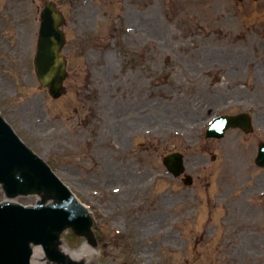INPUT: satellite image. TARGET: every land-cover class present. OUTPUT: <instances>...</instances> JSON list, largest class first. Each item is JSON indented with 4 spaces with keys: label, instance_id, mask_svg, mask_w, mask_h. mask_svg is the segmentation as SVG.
<instances>
[{
    "label": "rangeland",
    "instance_id": "rangeland-1",
    "mask_svg": "<svg viewBox=\"0 0 264 264\" xmlns=\"http://www.w3.org/2000/svg\"><path fill=\"white\" fill-rule=\"evenodd\" d=\"M20 1L0 0V109L91 208L99 245L89 259L98 264H264V176L254 161L264 122L252 135L204 140L203 120L211 104L196 103L215 73L208 71L205 58L214 47L224 53L219 62L231 65L229 100H245L226 111L253 109L249 102L264 105V83H256L257 74L244 75L243 90L235 76L253 58L264 56V46L258 45L264 39V0H178L172 6L146 0L157 3L148 12L165 19L157 32H146L156 37L155 43L146 41V82L137 59L139 71L131 69L126 81L139 86L125 108L119 92L112 96L120 102L106 106L111 96L106 80L94 83L103 103L92 104L96 127L83 135L77 122L89 114L82 96L68 87L64 97L53 100L34 73L38 20L47 0ZM56 1L60 9H69L66 0ZM122 51L114 68L119 76L129 66L122 64ZM98 56L93 52L92 58ZM223 66H218L222 75ZM143 107L139 122H126L118 132L115 127L118 138H113L110 125L116 117L136 116ZM140 143L146 144V155ZM206 147L215 149L216 160L201 156L207 161L203 170L196 161ZM171 152L186 156L192 187L167 173L162 159ZM138 160L145 163L139 171L133 166ZM18 202L29 205L36 198Z\"/></svg>",
    "mask_w": 264,
    "mask_h": 264
},
{
    "label": "water",
    "instance_id": "water-1",
    "mask_svg": "<svg viewBox=\"0 0 264 264\" xmlns=\"http://www.w3.org/2000/svg\"><path fill=\"white\" fill-rule=\"evenodd\" d=\"M61 22L60 14L48 5L42 15L36 61L40 83L49 87L55 98L62 95L66 76L60 51L64 44ZM0 184L9 198L29 194L42 198L37 208L24 210L10 202L0 206V264H31L32 245L44 247L49 264H87L66 255L59 238L71 228L94 244L92 221L86 210L50 168L23 146L1 116Z\"/></svg>",
    "mask_w": 264,
    "mask_h": 264
},
{
    "label": "flooded vegetation",
    "instance_id": "flooded-vegetation-1",
    "mask_svg": "<svg viewBox=\"0 0 264 264\" xmlns=\"http://www.w3.org/2000/svg\"><path fill=\"white\" fill-rule=\"evenodd\" d=\"M72 4L74 0H69ZM83 3L79 6L72 8L71 18L68 25H66V34L69 32L72 37L70 43H68L67 52L71 58L75 57L76 54H79L80 57L85 60L83 67L73 70L69 74L68 81L72 85H77L80 81L86 80L82 77L83 73L89 72V78L92 77V80H95L96 77L104 78L108 82H116L115 75L117 74L116 70L111 67L110 64H107V67L104 71L91 72L89 59H92L93 52H95V44L101 45V48L105 46V55H108V52L111 51L113 59L117 58V50L119 46V40L127 45V47L134 48L137 43L144 41L146 38V0H143V10L133 9L132 4H127L122 10V14H117L114 9L111 7L110 3L105 4V7H97L94 0H81ZM107 2V0H105ZM119 21H122L124 25L134 26L140 28L141 31H133L134 37L131 41L130 38H126L125 32L123 29H120ZM121 41V44H122ZM78 43L81 52H75V44ZM145 42H143L142 56H139V51H133L136 56L141 57L143 60H146V47ZM133 50V49H132ZM130 54V53H129ZM68 55V57H69ZM107 58V57H106ZM105 58V59H106ZM87 81V80H86ZM118 84L113 83L112 86L107 89L111 92L117 91ZM88 94H92L93 90L91 89L90 82H87L85 90ZM92 95L87 96L86 98H91ZM214 97V96H212ZM106 105L112 103V98L108 97ZM213 101V100H212ZM224 104L228 103L229 100L227 96L224 95L221 100ZM85 128H88L92 125V121L89 118H84L81 122ZM108 123V122H107ZM112 130V125H110ZM113 134V132H111Z\"/></svg>",
    "mask_w": 264,
    "mask_h": 264
},
{
    "label": "bare ground",
    "instance_id": "bare-ground-1",
    "mask_svg": "<svg viewBox=\"0 0 264 264\" xmlns=\"http://www.w3.org/2000/svg\"><path fill=\"white\" fill-rule=\"evenodd\" d=\"M35 250H36V252H35V255H34V258H33V261H32L33 264H43V262L37 260V257L41 254V249L37 248ZM65 250L66 251H70L72 256L77 258V259L85 257L86 256L85 253L87 254L88 252H91L87 247H83L80 251L78 250V251H75V252H73L71 250H68V249H65Z\"/></svg>",
    "mask_w": 264,
    "mask_h": 264
}]
</instances>
